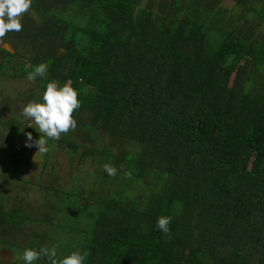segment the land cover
Returning <instances> with one entry per match:
<instances>
[{"label":"trees","instance_id":"obj_1","mask_svg":"<svg viewBox=\"0 0 264 264\" xmlns=\"http://www.w3.org/2000/svg\"><path fill=\"white\" fill-rule=\"evenodd\" d=\"M232 1L32 0L6 33L15 51L1 48L0 66L16 59L28 75L45 62L43 91H79L74 131L93 145L74 140L79 159L118 149L122 179L95 201L84 264H264V0ZM1 220L30 217L0 201Z\"/></svg>","mask_w":264,"mask_h":264},{"label":"rangeland","instance_id":"obj_2","mask_svg":"<svg viewBox=\"0 0 264 264\" xmlns=\"http://www.w3.org/2000/svg\"><path fill=\"white\" fill-rule=\"evenodd\" d=\"M222 5L236 6L232 0H223ZM67 9L59 16H70L73 10L70 7ZM240 10L241 7L237 6V11ZM2 59L3 54L0 53V62ZM5 63L6 66H0V201L7 208L20 207L34 218L12 229L13 234L27 238L24 244L13 246L23 253L25 248L39 251L43 247L56 245L58 258L81 247L86 250L90 241L91 215L97 210L95 201L100 195L106 197L110 193L112 187L109 181L119 182L122 179L120 167H116L114 177L107 175L103 168L106 163L114 166L118 149L114 146L111 152L105 151L106 160L102 156L104 149L100 148L99 151H103L94 160L87 156L81 161L79 158L83 149L75 152L73 144L75 141L80 142L81 146L88 143L84 141L87 136L83 130L78 134L73 130L67 138L62 134L59 140H48L49 151L46 154L37 152L34 144L32 147L26 146V133L29 130L34 131L31 132L33 140L39 139L40 133L34 127V122L22 115V109L30 101H42V80L33 81L28 79V75H16L15 72H21L16 59L6 58ZM243 63L239 62V66ZM27 64L30 63L23 65L24 70ZM236 68L230 74V83ZM30 94L37 98L28 100ZM11 138L24 147V158L19 169H14L8 158L9 147L5 145ZM90 140L97 147L110 145L109 135L103 131L97 133V139L90 131ZM91 143L89 141L86 148L93 147ZM16 240L23 241L24 237ZM35 264H49V261L47 257H41Z\"/></svg>","mask_w":264,"mask_h":264},{"label":"clouds","instance_id":"obj_3","mask_svg":"<svg viewBox=\"0 0 264 264\" xmlns=\"http://www.w3.org/2000/svg\"><path fill=\"white\" fill-rule=\"evenodd\" d=\"M31 2L32 0H0V41H3L9 31H22V16L29 11ZM48 67V63H40L28 73V79L34 81L37 77H44ZM78 97L79 91L70 83L59 86L56 81L48 82L42 101H30L22 109V115L34 122V127L40 133L39 139L36 140H33L31 132L26 133V146L32 147L34 144L37 152L46 154L49 151L48 140H58L62 134L75 130L77 121L73 113L81 107ZM103 168L109 176L114 177L117 174V168L111 164L106 163ZM124 175L130 178L132 174L125 171ZM170 222V216L162 215L158 218L156 227L162 233H169ZM88 255L87 250H76L58 258L56 245H53L51 248L43 247L39 251L25 248L20 259L24 264H35L41 257H47L49 264H84Z\"/></svg>","mask_w":264,"mask_h":264},{"label":"flooded vegetation","instance_id":"obj_4","mask_svg":"<svg viewBox=\"0 0 264 264\" xmlns=\"http://www.w3.org/2000/svg\"><path fill=\"white\" fill-rule=\"evenodd\" d=\"M3 42H8V41H6V40L0 41V44ZM14 51H15V49H14ZM12 53H14V52H12ZM23 149H24V147H23ZM16 208H20V207H16ZM20 209L22 211L26 212L22 208H20ZM29 217H30V220H27L25 222L21 220L17 224H9L4 220L0 221V264H23L22 259H20V256L22 255V253H20V252H22V251L17 250L16 248H14V246H18V244L19 245L24 244L23 242H27V238L25 236H22V235L13 234L12 229L18 228L20 225L34 220V218L30 216V214H29ZM22 237H24L23 241H17L16 240V239H20Z\"/></svg>","mask_w":264,"mask_h":264},{"label":"water","instance_id":"obj_5","mask_svg":"<svg viewBox=\"0 0 264 264\" xmlns=\"http://www.w3.org/2000/svg\"><path fill=\"white\" fill-rule=\"evenodd\" d=\"M0 48H2V49H5V50H7V51H9V52H14V49H13V47L10 45V43H8V42H3V43H1L0 44Z\"/></svg>","mask_w":264,"mask_h":264},{"label":"crops","instance_id":"obj_6","mask_svg":"<svg viewBox=\"0 0 264 264\" xmlns=\"http://www.w3.org/2000/svg\"><path fill=\"white\" fill-rule=\"evenodd\" d=\"M16 133V132H15ZM14 133V134H15ZM14 143H16V144H18L15 140H14ZM20 145V144H19ZM5 146H10V143H9V141L7 140V143H6V145ZM21 146V145H20ZM24 158V157H23ZM22 162H23V159H22Z\"/></svg>","mask_w":264,"mask_h":264}]
</instances>
